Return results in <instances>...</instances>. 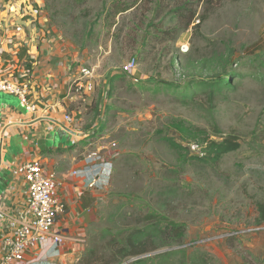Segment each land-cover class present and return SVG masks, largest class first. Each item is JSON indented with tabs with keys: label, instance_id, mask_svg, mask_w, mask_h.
<instances>
[{
	"label": "rangeland",
	"instance_id": "obj_1",
	"mask_svg": "<svg viewBox=\"0 0 264 264\" xmlns=\"http://www.w3.org/2000/svg\"><path fill=\"white\" fill-rule=\"evenodd\" d=\"M110 1L47 2L51 25L92 70V90L80 92L92 96L80 130L92 135L81 147L90 162L105 165L109 178L92 200L85 251L104 244V229L133 228L134 218L162 203L167 216L186 225L185 262L194 254L206 264H239L250 253L264 263V224L257 225L255 206L264 204V0H221L203 22L199 5L187 30L160 41H154V35L163 37L158 29L176 23L171 14L154 20L151 6L141 4L107 28L104 8ZM182 43L188 45L185 53ZM133 59L134 68L122 76L119 70ZM222 76L232 87L220 88L210 108L199 83ZM160 82L181 87L163 91ZM186 84L196 97L183 104L177 92ZM175 121L217 141L216 130L233 133L240 148L215 166L191 160L200 149L182 139ZM164 137L187 150L177 152ZM234 232L240 236L231 248L226 238ZM164 250L136 257L150 259Z\"/></svg>",
	"mask_w": 264,
	"mask_h": 264
},
{
	"label": "crops",
	"instance_id": "obj_2",
	"mask_svg": "<svg viewBox=\"0 0 264 264\" xmlns=\"http://www.w3.org/2000/svg\"><path fill=\"white\" fill-rule=\"evenodd\" d=\"M27 1L34 6L32 12ZM27 1L0 0V78L27 84L28 98L36 106L35 112H27L17 97L1 94L0 236L14 233L11 223L27 220V196L17 181L18 167L39 159L59 181L64 212L56 227L68 240L59 256L46 243L27 260L29 264H78L85 251L92 200L103 189L88 185L107 170L82 153L81 145L92 135L80 131L83 108L92 96L75 93L73 88L84 68L79 53L51 25L48 0ZM66 114L72 117L71 124L64 123Z\"/></svg>",
	"mask_w": 264,
	"mask_h": 264
},
{
	"label": "trees",
	"instance_id": "obj_3",
	"mask_svg": "<svg viewBox=\"0 0 264 264\" xmlns=\"http://www.w3.org/2000/svg\"><path fill=\"white\" fill-rule=\"evenodd\" d=\"M220 1L130 0L126 2L124 0H111L107 5V9L104 8V22H106L107 28H112L115 19L119 15L131 9H136L141 4H145L153 7V11L151 7L148 9V11L153 13L152 19H161L171 14L176 21L175 25L170 29H158V32L163 37L160 38L158 35H154V41H160L164 38L173 40L181 31L187 30L194 23L197 15V6L203 5L204 7V14L199 17L200 22H203L206 16L220 5ZM153 27L155 26L153 25ZM121 74L122 76L125 75V73ZM227 81V76H222L217 80H208L199 83V85L206 87L204 88L203 94L210 108L213 107L212 103L215 100V94L219 92L220 88L232 87L230 83L226 84ZM193 84L195 86L198 85L197 82H193ZM158 85L162 86L163 91H174L181 87L180 85L169 82H160ZM188 88L189 84H186L184 88H181L182 90H177V93L180 94L179 101L183 104L189 103L196 97V94L193 91H188ZM172 126L180 132L179 134L183 140L193 141L196 147L200 149V155L191 156V160L194 159L198 162L215 166L225 155L233 153L240 148L239 137L233 133L222 136L216 130L214 134H218L219 140L217 141L206 135L203 129L186 125L182 121L172 122ZM183 135L186 137H183ZM163 141L177 152L187 150L186 147L183 148L171 138L164 137ZM182 162L185 163V160ZM255 206L258 214L257 225L261 226L264 224V204L256 203ZM164 207L166 205L161 203L157 209L150 210L142 217L134 218L135 226L133 228L125 225V228L121 226L115 231L111 228L104 229L101 235L104 244L100 247L92 245V248L90 247L84 252L78 264H121L127 258L142 256L162 249L167 250L153 255V258L139 259L132 264H174L173 259L178 256L181 259L177 264H206L207 262H205L203 256H196L194 254H191L188 257V262H185L186 249L182 246V242L185 237L186 225L167 216L168 214H166V208ZM239 236L235 232L227 236L226 242L229 247H234V241ZM247 256H241V262L239 264H264L259 258L253 257L252 260L250 253H247Z\"/></svg>",
	"mask_w": 264,
	"mask_h": 264
},
{
	"label": "built area",
	"instance_id": "obj_4",
	"mask_svg": "<svg viewBox=\"0 0 264 264\" xmlns=\"http://www.w3.org/2000/svg\"><path fill=\"white\" fill-rule=\"evenodd\" d=\"M27 1V0H24ZM27 8L32 12L33 4L27 1ZM11 29L15 27L10 26ZM187 43L180 44V51L185 53ZM136 62L133 59L125 65L121 73L128 74L134 68ZM92 70L82 68L80 77L74 82L75 93L83 90H92ZM0 94L17 97L27 112H35L36 106L29 100L27 84L16 80L0 78ZM64 123L71 124L73 119L66 114ZM195 149L196 146L192 145ZM17 181L22 185L27 196V220H17L11 223L14 233L0 236V264H29L27 256L46 243H51L55 250V256H59L65 249L67 237L56 227L58 216L64 212V203L59 197V181L53 172L46 170L39 159L24 161L19 167ZM75 173V172H74ZM108 176L93 180L89 188H101L107 183Z\"/></svg>",
	"mask_w": 264,
	"mask_h": 264
},
{
	"label": "water",
	"instance_id": "obj_5",
	"mask_svg": "<svg viewBox=\"0 0 264 264\" xmlns=\"http://www.w3.org/2000/svg\"><path fill=\"white\" fill-rule=\"evenodd\" d=\"M139 259H141V258H140V257H136V258H134L133 260H130V261L124 263V264H132V263H134L135 261H137V260H139Z\"/></svg>",
	"mask_w": 264,
	"mask_h": 264
}]
</instances>
